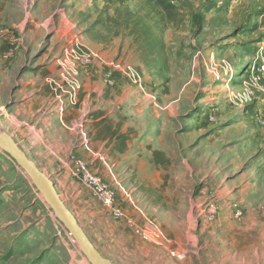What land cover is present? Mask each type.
<instances>
[{
  "label": "rangeland",
  "instance_id": "obj_1",
  "mask_svg": "<svg viewBox=\"0 0 264 264\" xmlns=\"http://www.w3.org/2000/svg\"><path fill=\"white\" fill-rule=\"evenodd\" d=\"M164 4L0 0V132L109 264H264V0ZM0 264H90L1 149Z\"/></svg>",
  "mask_w": 264,
  "mask_h": 264
},
{
  "label": "water",
  "instance_id": "obj_2",
  "mask_svg": "<svg viewBox=\"0 0 264 264\" xmlns=\"http://www.w3.org/2000/svg\"><path fill=\"white\" fill-rule=\"evenodd\" d=\"M0 149L9 155L15 163L27 174L36 189L43 196L44 201L50 206L53 214L64 225L68 233L80 248L83 256L90 264H109L92 246L83 230L78 226L73 215L59 199L53 183L41 173L32 162L28 160L14 141L0 132Z\"/></svg>",
  "mask_w": 264,
  "mask_h": 264
},
{
  "label": "crops",
  "instance_id": "obj_3",
  "mask_svg": "<svg viewBox=\"0 0 264 264\" xmlns=\"http://www.w3.org/2000/svg\"><path fill=\"white\" fill-rule=\"evenodd\" d=\"M61 113H62V111L59 112V115H61ZM51 116L54 117L55 119H57V118H61L62 119V116H58L57 112H54V113L52 112ZM51 116H50V119H51ZM20 151L23 152L21 149H20ZM50 154L55 159H62V152L56 153V152L50 151ZM28 160L30 161L29 158H28ZM53 185H54V188H55V190L57 192V195H58L59 199H60V191L63 189L62 192H61V196L62 195L64 196V200H62V199H60V200L66 206L68 211L73 215V217L75 218L76 223L83 230L84 234L87 236V233H86V231L84 229V225L86 224V219L84 217V214H82L83 212L80 209V206H81L83 201H81L79 199L76 200V199L72 198L73 194L70 192V190H72V185L73 184H72V182L68 181V175L67 174L63 175L62 178L59 179L58 181H56ZM66 186H67V189H66ZM78 195H80V193H78ZM78 197L79 196H77V198Z\"/></svg>",
  "mask_w": 264,
  "mask_h": 264
},
{
  "label": "built area",
  "instance_id": "obj_4",
  "mask_svg": "<svg viewBox=\"0 0 264 264\" xmlns=\"http://www.w3.org/2000/svg\"><path fill=\"white\" fill-rule=\"evenodd\" d=\"M77 170L81 172L83 183L92 191V194L115 216H119L120 212L116 207V193L107 184L101 182L97 177L85 170L83 164H78Z\"/></svg>",
  "mask_w": 264,
  "mask_h": 264
},
{
  "label": "trees",
  "instance_id": "obj_5",
  "mask_svg": "<svg viewBox=\"0 0 264 264\" xmlns=\"http://www.w3.org/2000/svg\"><path fill=\"white\" fill-rule=\"evenodd\" d=\"M157 6L162 9L163 12H167L168 10L172 9L173 6H165L164 0H157ZM171 7V8H169Z\"/></svg>",
  "mask_w": 264,
  "mask_h": 264
}]
</instances>
